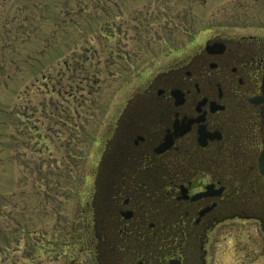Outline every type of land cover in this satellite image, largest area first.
<instances>
[{
    "label": "rangeland",
    "instance_id": "1",
    "mask_svg": "<svg viewBox=\"0 0 264 264\" xmlns=\"http://www.w3.org/2000/svg\"><path fill=\"white\" fill-rule=\"evenodd\" d=\"M259 1L0 0V264L97 261L90 190L126 97L205 29L264 34ZM226 225L208 264H264V231Z\"/></svg>",
    "mask_w": 264,
    "mask_h": 264
},
{
    "label": "flooded vegetation",
    "instance_id": "2",
    "mask_svg": "<svg viewBox=\"0 0 264 264\" xmlns=\"http://www.w3.org/2000/svg\"><path fill=\"white\" fill-rule=\"evenodd\" d=\"M202 34L106 130L94 264H208L226 222L264 231V34Z\"/></svg>",
    "mask_w": 264,
    "mask_h": 264
},
{
    "label": "water",
    "instance_id": "3",
    "mask_svg": "<svg viewBox=\"0 0 264 264\" xmlns=\"http://www.w3.org/2000/svg\"><path fill=\"white\" fill-rule=\"evenodd\" d=\"M260 169H261L262 172H264V158H262V160H261Z\"/></svg>",
    "mask_w": 264,
    "mask_h": 264
}]
</instances>
